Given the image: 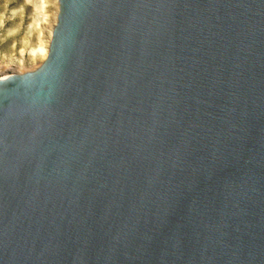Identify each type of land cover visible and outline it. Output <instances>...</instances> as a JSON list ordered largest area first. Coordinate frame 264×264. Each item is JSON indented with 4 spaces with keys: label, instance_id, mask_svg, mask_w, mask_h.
Returning a JSON list of instances; mask_svg holds the SVG:
<instances>
[{
    "label": "water",
    "instance_id": "water-1",
    "mask_svg": "<svg viewBox=\"0 0 264 264\" xmlns=\"http://www.w3.org/2000/svg\"><path fill=\"white\" fill-rule=\"evenodd\" d=\"M0 79V264H264V0H57Z\"/></svg>",
    "mask_w": 264,
    "mask_h": 264
},
{
    "label": "rangeland",
    "instance_id": "rangeland-1",
    "mask_svg": "<svg viewBox=\"0 0 264 264\" xmlns=\"http://www.w3.org/2000/svg\"><path fill=\"white\" fill-rule=\"evenodd\" d=\"M57 13V0H0V79L41 65L29 53L48 44Z\"/></svg>",
    "mask_w": 264,
    "mask_h": 264
},
{
    "label": "bare ground",
    "instance_id": "bare-ground-1",
    "mask_svg": "<svg viewBox=\"0 0 264 264\" xmlns=\"http://www.w3.org/2000/svg\"><path fill=\"white\" fill-rule=\"evenodd\" d=\"M56 17H57V15H56ZM53 27L50 30L51 32H52ZM49 42H48V44H42V43H40V44L34 46L30 50V53H29L30 58L32 60H35V61H37V60L44 61L46 59L47 55H48Z\"/></svg>",
    "mask_w": 264,
    "mask_h": 264
}]
</instances>
